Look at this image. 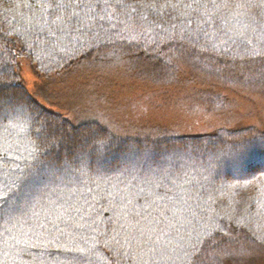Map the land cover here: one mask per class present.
Masks as SVG:
<instances>
[{"label": "trees", "instance_id": "trees-1", "mask_svg": "<svg viewBox=\"0 0 264 264\" xmlns=\"http://www.w3.org/2000/svg\"><path fill=\"white\" fill-rule=\"evenodd\" d=\"M57 2L58 0H0V86L7 85L8 87L7 90H3L2 94L5 110L0 112V182L8 178L13 170H18L19 167L34 163L33 157L40 162L38 178L33 182V186L37 191L32 199V204H35L36 207L33 209L32 204H30L26 207L23 214L17 213L7 218L0 217V264H75L69 257L77 253L74 251L69 252L67 249H75L76 245L81 247L94 245L91 264H125L127 260H130L129 257H126V251L132 254L131 249L128 247L137 248L140 253L145 252L148 255L149 251L161 249L159 245L163 243L161 240L163 237L166 240L168 239L169 243H172V241L174 244L181 243L180 247L183 249L188 246L184 255H189L187 257H190V260L185 258V261H189V264H213V257L210 253L214 249L232 253L231 255L217 256L216 264H240V261H236L232 257L241 251L245 253L247 248L250 249L252 247L254 248L245 254L258 256L264 263V239L261 237V233L264 234V227H262L264 214L263 212L254 211L251 212L253 215L249 216L250 211H241V209L248 205V207H254V205L252 203L239 205L240 201L238 200L240 196L239 189L248 188L247 198L242 197L241 200L245 199L248 202V195L259 196L257 203H263L264 207V191L260 189V187L264 188V181L262 183L260 181V178H264V142H261L264 141V127L262 128L264 123L261 121L262 125L259 124L260 126L258 127L232 130L229 133L220 132L219 134L202 138L177 139L176 137L175 139L168 131L159 129L156 130L158 132L151 133V137L149 136L148 139L138 137L131 140H119L114 134L107 132V130L106 132L105 130L103 131L97 125L93 124L92 126L95 129L89 131L86 126H74L68 121H64L61 116L43 110L31 99V96L19 83L21 81L20 75L18 77L17 74L13 75L12 72L15 71L14 68H12L13 70L11 69V64L18 57L40 68L42 62L46 64L48 63L46 61H67L70 57H64V49L84 48L86 42L74 41V38H78L79 34L82 35V33L73 28V25L78 26V18L82 17L80 9H83L84 6L83 8L74 6L57 8L55 7ZM166 2L167 0H163L156 2L154 5L156 8L165 9L168 7L164 8L162 6ZM174 2L176 0H171L172 4ZM126 3L135 6V11H132L131 8L128 10L136 12V14H141L143 8H145V5L133 3L132 0H126ZM189 3L190 0L185 1V5ZM242 3H244V0H228V6L225 7L220 4V0H217V4H220V7L208 3L207 8L201 7L199 12H187L191 15L195 24L197 19L198 22L200 21V29L198 30L202 32L200 33L201 35L195 33L180 34V40L176 43L173 42L168 46L170 49L165 50L172 58H179L181 55L186 56L193 64L197 65V67L193 65L195 68L207 72L204 75L210 73L205 64L206 60H209V64L214 66H217L218 63L219 69H222V65H227L224 68L225 71L221 73V80H226L227 82L225 83L230 84L235 89L242 87V92L244 93L250 90L248 92H252L253 95L261 94L260 96H262L264 93V81H262L264 78V38L261 36H264V0H253V6L251 7L237 6ZM85 7H87L88 11L91 8ZM183 8V6L178 10L177 8H172L170 11L177 14ZM102 10L104 11L103 8ZM92 11L103 14V11L95 8H92ZM73 12L78 13V15H72ZM87 14H90V12H87ZM196 14L200 19L192 17L193 15L196 16ZM240 20H246L247 23H251L250 28L246 30L250 32L251 27H254L256 35L253 36L255 32L244 35L239 32L238 23ZM122 21L125 25H136L135 21L131 19V22L127 17ZM118 22L120 21L118 20ZM181 25H183L182 22L177 27L182 30ZM171 33L172 31L169 34ZM5 34L11 35L10 39L13 45H19L20 51L17 48L15 50L11 49V41H8L9 38H5ZM249 34H252L253 38ZM183 36H186V38ZM192 37L195 39L193 40ZM206 38H211L215 41L208 43L205 41ZM61 39H63V46L58 48H62V52L60 50V52L58 51L51 55V49L56 44H59ZM179 42L183 43L182 48L179 47L182 46ZM230 42L236 44H231ZM110 44L115 49L109 51L110 48L108 46L100 47L97 52L95 51L96 55L94 57L85 58V60L90 62L103 60V63L106 62L104 65H114L112 57L108 56L112 55L114 51V54L119 57L122 56L123 49L117 48V46H123L124 43L112 41ZM90 46L94 49L97 44L91 42ZM193 47L196 50L190 49H193ZM199 50L204 52L199 54L197 53ZM128 57L130 61L128 60L124 63L140 58L133 54ZM144 59L141 58L142 61ZM227 59L234 61L235 65H232V62L230 63ZM179 64L181 67L184 65L182 69L185 72V77L193 78L194 75H197V72L194 73V70H192V64ZM54 68V66L53 68L45 66L37 73L44 74L49 70L52 73ZM151 69H155L158 72L149 74V72L145 71L142 74L151 76L155 74L154 79L160 83L171 78L168 76L169 73L159 72L156 67ZM243 70L246 75L250 73V76H243ZM197 76L200 78L201 83L204 82L201 74ZM219 83L221 86L226 85L225 83ZM23 112H30L28 119L34 122H32L35 124L33 127L31 125L27 129H23L20 126L17 127V119L25 118ZM22 134L23 136H21ZM178 140L184 146H186L187 141H193L194 145L189 146L187 150L200 149L202 150L201 153H203L201 155L204 157L214 152L217 147L225 146L230 149L227 151V159H224L225 166L232 160L231 162L236 164L234 167L239 169L232 173L225 172L223 175H220L217 171L218 169H216L217 173L212 172V176L215 177L212 178V181H220L223 186L232 181L230 188H233V190H230V193L233 195L223 194L226 196H218L217 194H212L209 196L212 201L208 203V200L206 201L207 194L204 193L198 194L197 199L190 198L191 201H189V198L185 196L186 193L178 196V193L169 190V188L166 190L158 188L160 187L158 183H165L167 186L170 183L172 184V181L166 178L168 175L177 174V171L182 177L188 171L192 172V174L194 173L192 170L195 165L194 162H190L187 165L179 164L178 166L165 163L166 166L164 167L163 165V168L158 163L161 161L162 156L165 157L162 160H165L170 158L173 152L181 153L182 150L187 148V146L178 147L181 144L180 142L175 145ZM101 141L105 142V146L98 152L95 150V146ZM217 152L220 153L219 150ZM238 152L242 153L236 156L235 154ZM75 153L80 156L75 157ZM258 154L260 155L257 156ZM133 155H137L139 158L136 161L137 164L134 165L130 164L131 161L127 158ZM224 157L222 156V158ZM167 161L169 160H165V162ZM78 162H80L81 166ZM66 165L72 168L67 169ZM217 165L215 163L216 168ZM103 167L107 170H101ZM144 169L152 171L150 176L159 179L158 182L148 180V186H155H152L151 189L147 188L149 195L143 191L139 192V189L132 185L134 183L133 178H137V180L145 178L143 176L145 174L143 172ZM98 170L104 173H99L100 171ZM82 171H86L84 172L85 176H80L83 174ZM66 172L67 175H65ZM67 176H72V180L75 179L70 185V189L69 184L64 180ZM201 176V173L197 174L199 179H201ZM223 178L226 180H223ZM82 185L84 187L80 191ZM63 189L69 193L63 194ZM157 189L167 198L166 207L163 205L165 208L175 205L180 200L179 198H181L182 202L193 203L194 207L192 210H194L193 212L200 220H204L202 221L206 226L205 229L202 230L201 227L191 224H189L190 226L187 225V228L184 227L185 229L181 227L179 234L184 235L186 240H178L161 233L156 228L155 219L150 217L151 214L148 215L147 211L144 213L148 215L150 224L144 225L132 221L137 219V217L129 220L132 211L158 208L150 207V202H148L151 194L158 196L155 191ZM255 192L258 193L255 194ZM55 195H60L62 198H55ZM62 195L65 196L63 197ZM63 198H65L63 200L65 204L61 202ZM220 198L223 202H219ZM37 200L40 201L39 204L36 203ZM162 200L164 201V199ZM131 202L132 204L130 205L129 203ZM160 203L162 204V202ZM198 204H200V208L197 207ZM233 205L236 206V210ZM66 208L69 209L68 213L64 212ZM75 208H79V211H75ZM57 210L64 217V220L58 221L59 227L65 231L64 234H58L56 239H52L47 233V229H51L48 220L55 218L54 214ZM223 218L226 221H223ZM251 218L256 221L252 222ZM152 219L154 220L151 221ZM65 220L68 223H65ZM261 220L262 222L260 223ZM41 224L45 227H39ZM77 224L80 226L77 227ZM255 225H257V228L254 227ZM237 226H241L242 230L236 229ZM252 227L256 229L254 234L246 231L251 230ZM151 228L156 230V232H151ZM186 230L190 232L192 230L195 233H190ZM201 230H205L204 238L207 233H211V236H208L204 241L202 240L204 243L197 241L198 236H202L198 235ZM191 237H194L195 240H189ZM50 239H52V242L49 244L48 241ZM156 241L160 242L156 244ZM105 243L114 247L113 252H106L103 247ZM45 244L48 245L47 248L42 247ZM165 246L169 247L167 249L169 251L172 248L171 245ZM232 246L236 250H232ZM244 248L246 249L244 250ZM193 250H201L203 252L202 256L198 258L190 256Z\"/></svg>", "mask_w": 264, "mask_h": 264}, {"label": "rangeland", "instance_id": "rangeland-1", "mask_svg": "<svg viewBox=\"0 0 264 264\" xmlns=\"http://www.w3.org/2000/svg\"><path fill=\"white\" fill-rule=\"evenodd\" d=\"M132 1L136 4L140 3L142 5H145V8H143L141 14H136V12H132L129 10L128 14L119 12V9L115 7H109L105 3V0H85V3L83 5L84 8L82 7L83 9H80L82 17L78 18L79 27L73 25V28L82 33V35L79 34L78 38L75 37L74 41L80 40L82 42H86V44L82 49H64V57H70L67 61H46L48 62L46 64L42 62V68L45 66H49L51 68H53V66L55 67L54 69L56 70L54 71L53 69L52 73L50 72L51 70H49L44 74H39L37 73V71L41 70V67L37 68V65H33L25 59H20L18 57L14 59V63L11 64V69L14 68L15 72L12 73L13 75L17 74V77L18 75H20L21 81L19 83L28 92V94L31 96V99L35 101L37 105L51 114L61 116L64 121H68L74 126H86L87 130L93 131V129L95 128L92 125H97L103 131L105 130L106 132L107 130V132L114 134L119 140H131L138 137L141 139H148L149 136L151 137V133L153 134L155 132H158L156 130L159 129L168 131L172 135L175 134L178 136H183L185 134L204 135L208 133L210 134L211 132L216 131L220 128H226L228 129L226 131H231V129L233 130V128L238 127H258L262 125L260 123L261 121L264 123V97H260L261 94L257 95L258 99L260 98L257 101L256 99H254L255 97L253 96L255 95H252L253 93L249 94L246 92H237L234 87H231V85L230 87H226L225 85L221 86L220 83L215 84L219 81H209V78L207 77L208 75H204L207 74V72H205V70L203 71L199 68H195L197 67V65L193 64L186 56L184 57L181 55V57L179 58H172L171 56H169L167 50H165L168 49V46L173 42L176 43L180 40V34L182 35L195 33L201 35L200 33L202 32H199L200 30H198L200 29V21L198 22L197 19V23L195 24L194 21H192L191 15L187 13L192 11L191 8H188L187 10L183 8L177 14H174L175 12L170 11L172 9L171 7H168L170 9L165 7V9L155 7L154 4L156 2H160L163 0ZM185 1L186 0H183L184 5ZM129 3L131 2L129 1ZM176 3L177 0L173 4ZM150 5H153L156 11H153V7ZM85 6L91 7L90 10L88 11L87 7ZM92 8L100 11H103V8V14L93 12ZM178 9L179 8H177V10ZM87 12H90V14H87ZM129 16H134L131 17V19L135 21L134 23L136 25H125L122 20L127 17L128 20L131 21V19H129ZM143 16H147V19H142ZM192 17L200 19L197 14L196 16L193 15ZM118 20L120 22H118ZM180 21L183 23V25H181L182 30L180 29V27H177V25L181 23ZM250 24L251 23H247L246 20H240L238 23L239 32H241L243 35L246 33L253 34L255 32L253 34V36H255L256 30L253 31L254 27H251L250 32L246 30L250 28ZM136 30H138L139 32ZM88 31L91 32L88 33ZM171 31L172 33L169 34ZM252 34L249 35L252 36ZM186 36L183 37L186 38ZM261 37L264 38V36ZM5 38H9L8 41H11L12 50H15V48H17L18 51H20L19 45H13L12 40L10 39L11 35L9 36L8 34H5ZM192 39L194 40L195 38L192 37ZM60 41L61 42H59V44H56L55 47L51 49V55L57 53L58 51L60 52V50L62 49L58 48L63 46V39H61ZM108 41H117L124 43L123 46L116 45L117 48L123 49L122 56L119 57L118 55L114 54L115 51L112 55L108 56L112 57L114 65H104V63L106 62L103 63V60H94L91 62L85 60V58L94 57L96 55L95 53L98 51L97 49L100 47L108 46L110 48L109 51L115 49V47L110 44L111 42ZM205 41L211 43L215 40L206 38ZM91 42L97 44L94 49L90 46ZM181 44L182 46L179 47L182 48L183 43ZM231 44L236 43L233 42ZM190 49L196 50L195 47H193V49ZM202 52L204 51H197V53L199 54H201ZM130 54H133L134 56L140 58H137L135 61L133 59L132 62L124 63L125 61L129 60L128 56ZM141 58H145L144 61H142ZM229 61L230 63L232 62V65H235L234 61ZM179 63H186L188 65L192 64V70H194V73L197 72V75L201 74L203 76L201 78L204 79V82L201 83V80L197 75H194L193 78L185 77V72L182 69L184 65L181 67ZM205 64L207 65V69L209 70V72L214 73L217 78H220V76H222L221 73L222 71H225L224 68L225 66H227L222 65V70L219 69L218 63L217 66H214L209 64V60H206ZM193 65H195V67ZM155 67L159 69V72H163L164 74L169 73L168 76L169 78H171L166 79L167 81L165 80V82L161 81L160 83L158 80L154 79L155 74L153 76L142 74L143 72L145 73V71L149 72V74L158 72L155 69H151ZM242 72L243 76H250V73L246 75L244 70ZM262 81H264V78L262 79ZM17 85L19 84L17 83ZM7 88V85H4L0 89V94H3V90H7ZM212 104L214 105V107H212ZM3 110H5L4 106L0 108V112ZM24 114L25 118L17 119V127L20 126L23 129H27L29 125L33 127V125H35L33 124L34 122L32 121V123L31 119H28V117L30 116V112H26ZM263 127L264 125H262V128ZM40 133L41 135L43 134L42 131ZM21 136H23V134ZM28 140L30 139L28 138ZM193 145V143L187 142V148L182 150L181 153L173 152V155H170V158L165 159L169 160L167 162H165V160H162L165 158L164 156H162L161 161H159L158 163L160 164V167L163 168V165L164 167L166 166L165 163H170L171 165L173 164L175 166H178L179 164L187 165L190 164V162H194L195 165L194 167H192L194 173L192 174V172L188 171L183 177L180 174H175L177 180L172 182V184H168V186L165 185V183H158L160 184V187L158 188H163L165 190L169 188V190L174 192L180 188L181 190L178 192V194L186 193L185 196L189 198V201H191L190 198L197 199L198 194L204 193L207 194L206 201L208 200V203L212 201L211 199H209V196H211L212 194H217L218 196L223 194H231L230 190H233V188H230L232 186V181L228 182L226 186H223L220 181H212V178H215L212 176V172L217 173L216 169H218L217 171L220 173V175H223L225 172H236L237 169H239L234 167V165L236 164L234 162H231V160L229 161L228 165L225 166V160L224 158H222L223 155L221 156V154L217 152L218 148H216L214 152H209L210 154L205 157L201 155L203 153H201L202 150L200 149H196L198 152L196 150H187L189 146ZM186 146L181 143L178 147L183 148ZM229 150L230 149H227V151ZM183 152L184 154H182ZM79 156V154L75 155V157ZM127 158L130 159V164L132 165L137 164L136 161H138L139 159L137 155H133ZM222 161L224 162L222 163ZM72 163L74 162L72 161ZM215 163L218 164L217 168L215 166ZM78 164H80V162H78ZM66 167L68 169L71 166L69 167V165H66ZM101 170L106 171L107 169L103 167V169ZM84 172L86 171H82L83 174H81L80 176H85ZM143 172L145 173L143 174L145 178H143L142 180L138 179L139 181L137 180V178H133L134 183L132 185H134L133 187L135 188L137 187L139 189V192L143 191L144 193H148L149 195L150 193L148 192L149 190L147 188L149 187L151 189L152 186H155H148V180L158 182L159 179L154 176L151 177L150 174L152 171L148 169H144ZM99 173L104 172L100 171ZM177 173L179 172L177 171ZM199 173L202 174L201 179L197 177V174ZM65 175H67V172L65 173ZM72 179V176H67L64 178L66 183L69 184V189L71 188L70 185L73 183V181H75V179ZM223 180L226 179L223 178ZM83 187L84 185H82L80 191L83 190ZM140 188L143 190H141ZM260 189L264 191L263 187H260ZM62 193L68 194L69 192L63 189ZM257 193L258 192H255V194ZM62 196L64 197L65 195ZM150 196L152 197H150V199L153 201L155 199V194H151ZM248 196V202L252 203L254 207H248V205L242 208L241 211H250L249 216L253 215L251 212L254 211L263 212L264 214L263 203H257V201H259L257 200L259 199V196ZM55 198L59 199L62 197L60 195H55ZM64 199L65 198L61 199L62 203L64 202ZM179 199L181 200V198ZM219 202H223L221 198ZM240 204L241 203L239 202V205ZM233 207L236 210V206L233 205ZM185 208L186 207H184L182 204H173L168 209H165L166 217H169L167 212L170 209H172V211L176 210L178 216L179 214L182 216L186 211L184 210ZM146 211L148 210L142 209L139 211H132L130 213L131 217H129V220L137 217V219H134L132 221L144 225L150 224L151 222L148 215L144 213ZM163 213V210H158V208L152 209L150 211L151 215H158V217L160 218L162 217L161 215ZM182 218L184 217L179 218L181 223L177 225L178 230L183 227L182 225L184 224V219ZM162 219H164V217H162ZM223 221H226V219L223 218ZM254 227L257 228V225H255ZM262 227H264V224L262 225ZM255 228L252 227L251 230L246 231L254 234L256 232ZM236 229L242 230V227L237 226ZM150 231L156 232V230H153V228H151ZM261 237H263L264 239L263 233H261ZM205 239L206 237L204 238L203 236H198L197 241L203 242ZM161 240L163 243L159 245V248H161V250L165 253L167 252V249H169V247L165 245H171V247L174 246L178 249L181 248V243L174 244L173 241L172 243H169V240L164 239V237L161 238ZM189 240H195V238L191 237ZM158 242L160 241H156L155 243L157 244ZM187 247L188 246L183 249V255H180L181 251L172 250L176 252V256L174 257L173 262L170 260V254H172V252L166 254L168 257L164 258V264L178 263L181 260L182 262L189 263L188 261H185V258H189L190 260V257H187L189 255H184L185 252H187ZM232 248V250H236L235 247L232 246ZM253 248L254 247L250 249L244 248V250H247V252L245 253H248V251ZM260 248L262 249V247ZM245 253L242 255L238 253L239 255H234V257L232 258H234L236 261H240V264H264L258 256L255 257L252 255H247ZM151 254L149 255L150 257L148 256L149 258H151ZM159 259L160 257L156 259L151 258L149 264H158Z\"/></svg>", "mask_w": 264, "mask_h": 264}, {"label": "snow or ice", "instance_id": "snow-or-ice-1", "mask_svg": "<svg viewBox=\"0 0 264 264\" xmlns=\"http://www.w3.org/2000/svg\"><path fill=\"white\" fill-rule=\"evenodd\" d=\"M85 0H58L55 7L57 8H70V7H83ZM105 3L109 7H115L119 9V11L128 14V9L131 8L132 11H135L136 8L134 5H128L126 0H105ZM208 3L213 4L216 7H220V4L223 6H228V0H220V4H217V0H190V3L187 5L183 4V0H177L176 4H172L171 0H167V2L162 7H171L173 9L180 8L183 6L185 9L191 8L192 11L199 12L201 7L207 8ZM153 11H156L153 5ZM238 7H251L253 6V0H244V3L237 5ZM258 6V5H256ZM203 14V13H201ZM72 15H78V13L73 12ZM129 19L131 17L129 16ZM142 19H147V16H143ZM175 27V25H174ZM255 31V29H253ZM2 87V86H0ZM4 104V97L0 94V107ZM105 146V142L101 141L98 145L95 146L96 151H100ZM34 163H29L24 167H19L18 170H13L12 173L6 178L4 181L0 182V217H11L17 213L23 214L28 205L32 204V199L35 195L37 189L33 186V182L38 178V168H39V160L33 157ZM40 203L39 200L36 202ZM36 207L35 204H32V208ZM75 211H79V208H75ZM65 213L69 212V209H64ZM54 219H49L48 223L51 225V229H47V233L52 239H56L58 234H64V229L59 227L58 221L64 220L63 215L59 213L57 210L54 214ZM68 223L67 220L64 221ZM79 227L80 225H76ZM39 227H45L43 224L39 225ZM39 235V233H37ZM207 236H211V233H207ZM206 236V238H207ZM83 238V237H82ZM52 239L48 241L50 244ZM47 244L42 245V247L47 248ZM93 246L81 247L80 245H76L75 249L69 248L67 251L75 252L76 255L69 257L70 260L74 261L75 264H91L92 260V248ZM232 253H228L226 251L220 249H214L210 255L213 257V264H216V257L220 255H231ZM239 254H244L241 251ZM191 256H195V252L190 254Z\"/></svg>", "mask_w": 264, "mask_h": 264}, {"label": "bare ground", "instance_id": "bare-ground-1", "mask_svg": "<svg viewBox=\"0 0 264 264\" xmlns=\"http://www.w3.org/2000/svg\"><path fill=\"white\" fill-rule=\"evenodd\" d=\"M208 77H209V80H211V81H213V82H216V81H219V82H221V84H223V83H225V81L226 80H221L222 79V76H220V78H217L213 73H208ZM225 78V77H224ZM241 79H243L242 77H240ZM219 82H217V83H215V84H218ZM226 87H230V84H226L225 85ZM236 91L237 92H242L243 91V88L241 87V88H238V89H236ZM248 91H250V90H248ZM247 91V93H252V92H248ZM253 95V94H252ZM253 97H255L254 99H256L257 101L260 99H258V97H257V95H255V96H253ZM261 97V96H260ZM262 97H264V93L262 94ZM225 99H226V97H225ZM215 101V100H214ZM214 101H212V102H214ZM264 101V100H263ZM215 105H217V104H215ZM261 105V104H260ZM209 106H211V105H209ZM212 107H214V105L212 104ZM205 108H207V107H205ZM208 114V113H207ZM242 128H247V127H238V128H233V130H238V129H242ZM226 130H228V129H226V128H220V129H218V130H216V131H213V132H211L210 134L208 133V134H204V135H188V134H185V135H183V136H178V135H172L175 139H176V137H177V139H188V138H202V137H208V136H213V135H216V134H219L220 132H222V133H229L230 131H226ZM231 131H232V129H231ZM174 142V141H173ZM180 141L178 140V142H176L175 143V145H177L178 143H179ZM188 142V141H187ZM189 142H193V141H189ZM261 142H264V141H261ZM260 142V143H261ZM181 143V142H180ZM218 148V150L220 151V154H221V156L223 155V156H225L224 157V159H227V157H228V152H227V147H225V146H222V147H217ZM240 153H242V152H238V153H236L235 155L236 156H238ZM260 154H258L257 156H259ZM256 157V156H255ZM254 173H256V171H254ZM179 173H177V175H178ZM166 179H168V180H170V181H172V182H174V180H177L176 179V175L175 174H171V175H168V177L166 178ZM261 179V180H260ZM259 180L261 181V183H262V181H264V178H260ZM177 189V188H176ZM181 189L179 188L177 191H175V193H178L179 191H180ZM156 191V194L159 196H155V199L152 201L151 199L150 200H148V202H150V207H158V209H160V210H163V214L161 215L162 217H164V219H161L160 217H158V216H153V215H151L150 217H152V218H154L155 219V224L157 225V229H159V231L161 232V233H164V234H166V235H168V236H171V237H173L174 239L175 238H177L178 240H186V237H184V235L182 236L181 234H179V232L181 231V229L180 230H178L177 229V225H179L181 222H180V219L179 218H181V217H184V218H182V219H184L183 220V228L185 227V228H187V225H189V224H191V225H197L198 227H201L202 228V230L203 229H205V224L203 223V221L202 220H200L197 216H196V214L193 212L194 210H192V208L194 207V204L193 203H191V202H182V200L180 201V200H178V202H176V204L175 205H177V204H182L184 207H186L184 210H186L185 212H184V214L181 216L180 214H179V216H178V213H177V211L176 210H173L172 211V209H170V210H168V215H169V217H166V206H165V203H166V200H167V198L166 197H164L163 195H162V193L160 192V190L159 189H157V190H155ZM239 191H240V196L238 197V200L240 201V203L243 205V204H248L249 202H247V200H245V199H242L241 200V198L242 197H244V198H247V193H248V188H245V189H239ZM238 192V191H237ZM162 196V197H161ZM178 196H182V193H180ZM162 199H164V201L162 200ZM147 200V199H146ZM160 202H162V204L160 203ZM130 205L132 204V202L131 203H129ZM165 207H164V206ZM195 205H196V203H195ZM253 205V204H252ZM170 207V206H169ZM169 207H167V209L169 208ZM197 207H199L200 208V204H198L197 205ZM177 208V207H176ZM181 209V208H180ZM152 210V209H151ZM151 210H148L146 213L148 214V215H150V211ZM170 211V212H169ZM187 215V216H186ZM178 216V217H177ZM185 216H186V218H185ZM175 217H176V219H175ZM154 219H152L151 221H153ZM175 219V220H174ZM187 219V220H186ZM251 220L254 222V218H251ZM262 222V220L260 221V223ZM190 226V225H189ZM184 228V229H185ZM200 231L199 233H198V235H204V233H205V230L204 231ZM186 231H188V232H190L189 230H186ZM185 232V231H184ZM190 233H195L194 231H192L191 230V232ZM190 235V234H189ZM129 246H131V245H129ZM105 249H106V252H113V249H114V247L113 246H110L109 244H107V243H105L104 244V246H103ZM174 247V246H173ZM171 248V250L169 251V250H167V252L165 253V252H163L161 249H156V251H149L148 252V255L144 252H142V253H140V251L137 249V248H134V247H128L129 249H131V253L132 254H130V253H128L127 251H126V257H129L130 258V260H127V263H125V264H149L150 263V259L151 258H158V257H160V259L158 260V264H164V258H167L168 256L166 255V254H168V253H170V252H172V254H170V260L173 262L174 261V257L176 256V253L174 252V251H172V250H178V251H183V248ZM169 251V252H168ZM151 252H152V254H151ZM184 252V251H183ZM183 252L181 253L182 255H183ZM193 252H195V256L194 257H196V258H198L199 256L201 257L202 256V254H203V252H201V250L200 251H192L191 253H193ZM151 254V258H149L150 255ZM149 256V257H148ZM162 256V257H161ZM191 256V255H190ZM138 258V259H137ZM132 259V260H131ZM140 262H143V263H140ZM189 262V261H188ZM122 264H124V263H122ZM169 264H171V263H169ZM172 264H189V263H187V262H182V260L181 261H179L178 263H172Z\"/></svg>", "mask_w": 264, "mask_h": 264}]
</instances>
